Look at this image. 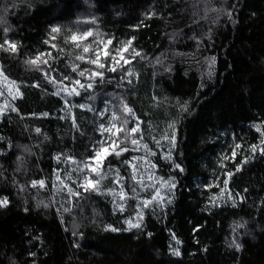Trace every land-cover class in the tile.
Here are the masks:
<instances>
[{
    "label": "trees",
    "instance_id": "obj_1",
    "mask_svg": "<svg viewBox=\"0 0 264 264\" xmlns=\"http://www.w3.org/2000/svg\"><path fill=\"white\" fill-rule=\"evenodd\" d=\"M0 65V264H264V0H0Z\"/></svg>",
    "mask_w": 264,
    "mask_h": 264
},
{
    "label": "rangeland",
    "instance_id": "obj_2",
    "mask_svg": "<svg viewBox=\"0 0 264 264\" xmlns=\"http://www.w3.org/2000/svg\"><path fill=\"white\" fill-rule=\"evenodd\" d=\"M20 86L14 81L9 79V77L3 72L1 65H0V111L5 109L7 100L5 98L6 95H12V93H17L19 92ZM63 90L66 91L68 94L71 93V89L68 87L64 86ZM104 106V105H103ZM110 110H113V108H109ZM101 111V110H100ZM100 125L102 126V135H105V132L107 131H116L117 130V124L116 121L113 119H109V121H100ZM114 145V140H110L109 142H103L100 144L94 151L93 155L88 156L87 162H86V176L87 177V182L92 183V176L91 172L95 171L98 169L100 166L103 157L105 156L106 153H108L111 149V147ZM106 150V151H105ZM99 153V155H98ZM148 176L153 178V182L156 181V187L155 190L152 194V197L157 198V199H162L165 197L167 187L170 185L169 182L163 180V179H158L154 177V173L149 170L148 168ZM36 181H40V179H36Z\"/></svg>",
    "mask_w": 264,
    "mask_h": 264
},
{
    "label": "snow or ice",
    "instance_id": "obj_3",
    "mask_svg": "<svg viewBox=\"0 0 264 264\" xmlns=\"http://www.w3.org/2000/svg\"><path fill=\"white\" fill-rule=\"evenodd\" d=\"M52 31L53 32H56V31H58V29L57 28H53L52 29ZM88 35H91V33L89 32V33H86L85 34V36H88ZM73 39H76V37H73ZM12 49L13 50H15V46L13 45L12 46ZM84 51L85 52H87L88 51V48H84ZM137 55H138V53H137ZM93 62H95V61H93ZM101 67H103V65H101ZM81 75H83V73H81ZM77 83H79V81H77ZM125 111H128V112H130L131 111V109H128V108H125ZM138 129L137 128H133L131 131L132 132H136ZM137 141H135V140H133L132 141V143L133 144H135ZM255 147V146H254ZM106 151V150H105ZM118 154V153H117ZM98 155H99V153H98ZM89 183H91V182H89ZM7 201L6 200H4V201H0V204H2V203H6ZM133 227H139V225L138 224H136V225H132ZM116 229H113V231H115ZM237 247H239V245H237ZM178 254V253H177Z\"/></svg>",
    "mask_w": 264,
    "mask_h": 264
}]
</instances>
